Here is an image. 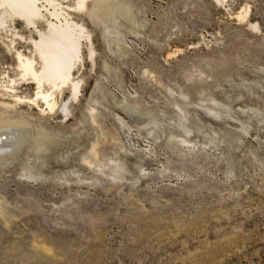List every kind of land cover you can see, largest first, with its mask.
I'll use <instances>...</instances> for the list:
<instances>
[{"label": "rangeland", "instance_id": "374dc122", "mask_svg": "<svg viewBox=\"0 0 264 264\" xmlns=\"http://www.w3.org/2000/svg\"><path fill=\"white\" fill-rule=\"evenodd\" d=\"M217 1L75 16L96 53L79 100L59 98L68 118L0 104L29 134L0 160V264H264V0ZM15 27L0 91L31 98L13 47L30 55L37 34Z\"/></svg>", "mask_w": 264, "mask_h": 264}, {"label": "bare ground", "instance_id": "6f19581e", "mask_svg": "<svg viewBox=\"0 0 264 264\" xmlns=\"http://www.w3.org/2000/svg\"><path fill=\"white\" fill-rule=\"evenodd\" d=\"M242 11L237 14L239 21L248 16V10ZM117 13L130 15L129 10L118 6L115 0H74L68 5L61 0H0V33L11 35V45L15 44L16 38H23L15 27L17 22L37 34V38L31 40L33 52L30 55L13 47L21 76L36 87L35 95L31 98L19 95L18 81L10 79L4 86L6 92L0 91V97L8 96L11 102L0 104L7 108L19 104L36 105L44 114H53L61 109L63 117L68 118L70 107L59 98L67 90L71 101L79 100L83 81L75 78V72L79 73L84 67L83 47L88 44V49L90 45L88 53L91 60L96 53L90 31L75 16H88L103 22L113 20ZM106 30L105 37L110 40V29ZM28 135L24 123L0 119V160L20 150L29 140Z\"/></svg>", "mask_w": 264, "mask_h": 264}]
</instances>
